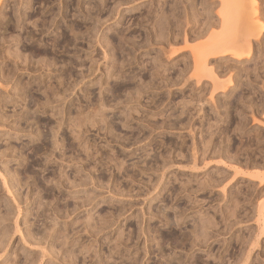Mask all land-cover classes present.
<instances>
[{
  "label": "rangeland",
  "instance_id": "374dc122",
  "mask_svg": "<svg viewBox=\"0 0 264 264\" xmlns=\"http://www.w3.org/2000/svg\"><path fill=\"white\" fill-rule=\"evenodd\" d=\"M0 264H264V0H0Z\"/></svg>",
  "mask_w": 264,
  "mask_h": 264
},
{
  "label": "bare ground",
  "instance_id": "6f19581e",
  "mask_svg": "<svg viewBox=\"0 0 264 264\" xmlns=\"http://www.w3.org/2000/svg\"><path fill=\"white\" fill-rule=\"evenodd\" d=\"M234 55H236L237 57L240 55V54H234ZM50 131V130H49ZM163 211V210H162ZM165 213V212H164ZM163 215V214H162ZM163 216H165V214L163 215Z\"/></svg>",
  "mask_w": 264,
  "mask_h": 264
}]
</instances>
